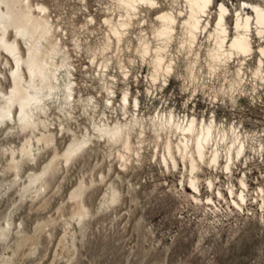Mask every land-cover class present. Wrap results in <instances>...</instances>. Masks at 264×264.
Masks as SVG:
<instances>
[{
  "label": "bare ground",
  "instance_id": "6f19581e",
  "mask_svg": "<svg viewBox=\"0 0 264 264\" xmlns=\"http://www.w3.org/2000/svg\"><path fill=\"white\" fill-rule=\"evenodd\" d=\"M74 1L82 22L66 21L58 0L54 8L51 0H0V135L21 141L0 146L6 160L0 171L13 174L9 185H17L20 205L49 204L58 174L102 150L110 159L109 171L141 167L151 156L163 173L179 174L176 192L193 204L217 206L221 199L231 212L253 215L254 199L264 223V185L252 186L243 169L235 176L239 161L249 166V153L264 151L261 132L242 131V122L199 115L193 106L180 110L167 104L165 95L162 108L149 112L140 88H132L145 80V93L152 96L174 77L189 88L191 98L201 89L212 103L230 99L235 105L240 96L260 97L264 3L240 0L230 7L226 0H105L95 13L89 0ZM73 52L88 54L85 68L77 65ZM142 64L147 71H137ZM80 72L96 82L84 76L78 81ZM82 115L88 125L80 122ZM66 134L61 149L59 137ZM45 153L49 158L42 168L32 169L30 163ZM91 176L90 181L79 179L70 196L72 219L78 223L92 215L86 188L106 173ZM119 198L111 187L104 203ZM12 216L0 222V246L13 234L17 246L29 239L19 228L23 222L16 225ZM44 225H38L39 231H45ZM2 252L0 264L13 262L15 252Z\"/></svg>",
  "mask_w": 264,
  "mask_h": 264
},
{
  "label": "rangeland",
  "instance_id": "374dc122",
  "mask_svg": "<svg viewBox=\"0 0 264 264\" xmlns=\"http://www.w3.org/2000/svg\"><path fill=\"white\" fill-rule=\"evenodd\" d=\"M51 1L54 8L55 2ZM58 1L66 21L84 20L73 4L74 0ZM89 1L95 13L98 8L105 6V0ZM226 2H229L230 7L240 4V0ZM259 2L264 3V0ZM95 36L98 35H91L92 38ZM100 38L102 36L96 40ZM75 57L78 59L77 65L85 68L88 54ZM146 67L142 64L137 71H147ZM77 76L80 77L78 81L84 76L89 83L96 82L89 75H81V72ZM95 86L98 84L95 83ZM132 88L133 91L140 88L144 108L149 112L155 110L156 106L162 108V96L165 95L169 100L167 104L180 110H191L193 106L199 115H212L220 121L242 122L239 123L242 131H260L264 138V89H260V97L253 100L251 96H240L233 105L230 99L212 103L201 89L191 98L189 88H183L181 80L174 77H171L162 92L158 91L152 96L145 93V80L134 83ZM79 119L88 125L83 115ZM67 136L59 137V148L65 146ZM5 143L18 146L21 141L16 136L9 139L6 134L0 135V146ZM248 156L249 166L239 161L235 176L238 177L243 169L248 173L252 186L257 183L264 185V151L259 156L254 152ZM48 158L49 153L40 156L37 162L30 163L32 169L39 171ZM110 164L107 153L102 150L76 160L67 174L61 171L56 177V184L48 195L49 204L43 208L33 205L30 209L27 202L20 205L17 185H9L8 179L13 178V174L2 175L0 171V180L6 179L0 183V222L4 223L6 216L12 214L16 225L23 222L19 228L29 236L28 242L17 246L16 235L13 234L7 244L0 246V252L3 251L5 256L15 252L14 260L9 264H264V223L260 216L263 211L254 199L249 206L253 215L242 214L236 209L231 212L221 199L217 206H200L176 192L179 174L163 173L159 163L151 162V156L141 167L128 168L126 171H109ZM5 165V157L0 155V170ZM100 172H105L106 178L91 182L85 190L86 203L92 215L78 223L72 219L71 193L77 188L79 179L90 181L91 175L98 178ZM220 175L225 184V175ZM57 185L60 188L56 190ZM111 187L117 189L120 198L108 205L104 202ZM17 205L20 208H15ZM60 207H63L62 211ZM65 221H70V225ZM42 223H49L46 227L44 225L45 231L38 229L39 226L43 227ZM66 230L69 232L67 236Z\"/></svg>",
  "mask_w": 264,
  "mask_h": 264
}]
</instances>
